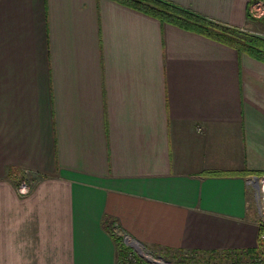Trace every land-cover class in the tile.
<instances>
[{
  "label": "crops",
  "instance_id": "1",
  "mask_svg": "<svg viewBox=\"0 0 264 264\" xmlns=\"http://www.w3.org/2000/svg\"><path fill=\"white\" fill-rule=\"evenodd\" d=\"M170 1L264 35L251 0ZM256 173L264 62L115 0H0V264L254 250Z\"/></svg>",
  "mask_w": 264,
  "mask_h": 264
},
{
  "label": "trees",
  "instance_id": "2",
  "mask_svg": "<svg viewBox=\"0 0 264 264\" xmlns=\"http://www.w3.org/2000/svg\"><path fill=\"white\" fill-rule=\"evenodd\" d=\"M123 5L137 9L145 14L151 15L159 19L162 23H169L188 31L196 32L204 35L213 40L219 41L225 45H228L236 49L239 53H245L251 57L264 62V35L242 28L233 26L223 22H219L204 16L190 8L184 7L180 4L172 2L170 0H115ZM252 3V0H251ZM251 5V4H250ZM249 17L256 21H260L264 24V16L261 18H255L250 12ZM258 177L262 174L256 173ZM117 242L120 243V254L122 258L126 256L127 251L131 249L126 245L120 236L116 237ZM264 242L259 241V245L256 249L248 252L258 253L263 251ZM166 253L175 254V256L184 258L186 255L196 258L200 255H196L193 252L187 251H175L166 250ZM239 252H226L223 257L232 256ZM215 256L219 254H203L206 256ZM221 255V256H222ZM138 262H141V258L137 255ZM143 264H147L143 262Z\"/></svg>",
  "mask_w": 264,
  "mask_h": 264
},
{
  "label": "built area",
  "instance_id": "3",
  "mask_svg": "<svg viewBox=\"0 0 264 264\" xmlns=\"http://www.w3.org/2000/svg\"><path fill=\"white\" fill-rule=\"evenodd\" d=\"M250 12L255 18H261L264 16V0H252L250 5ZM263 35V34H262ZM26 185L21 188L24 190ZM264 193V187H262V197ZM257 195V194H256ZM255 195V196H256ZM259 212V241L264 242V199L260 205H258ZM129 251H127L126 256L122 258L118 264H143L146 262L147 264H264V246L263 251L258 253L251 252H239L238 254H234L232 256L223 257L222 254L215 256H199L192 258L186 255L184 258H180L175 256V254H171V257L163 255V254H153L150 251L144 249L141 246H132ZM133 248L139 251V254L133 251ZM137 255L140 256L141 262H138ZM222 255V256H221ZM133 257V261H130V258ZM145 257V259H144ZM223 258V259H222Z\"/></svg>",
  "mask_w": 264,
  "mask_h": 264
},
{
  "label": "rangeland",
  "instance_id": "4",
  "mask_svg": "<svg viewBox=\"0 0 264 264\" xmlns=\"http://www.w3.org/2000/svg\"><path fill=\"white\" fill-rule=\"evenodd\" d=\"M262 32H264V30H261ZM253 184H254V186H255V188H256V193L255 194H257L256 196H255V201H256V205L258 206V205H260L261 203H262V201H263V199H264V195H263V197H262V187H264V177H261V178H259L258 180H253V182H252ZM264 194V193H263ZM125 242V241H124ZM125 244L126 245H128L126 242H125ZM129 246V245H128ZM132 248V247H131ZM145 249V248H144ZM133 251H135L136 253H138L139 254V251L138 250H136V249H134L133 248ZM163 255H166V256H169V257H171V254L170 253H166V252H164V253H162ZM144 259H145V257H144ZM196 260H197V258H195ZM223 259V258H222ZM130 261L132 262L133 261V257H131L130 258ZM198 261V260H197Z\"/></svg>",
  "mask_w": 264,
  "mask_h": 264
},
{
  "label": "water",
  "instance_id": "5",
  "mask_svg": "<svg viewBox=\"0 0 264 264\" xmlns=\"http://www.w3.org/2000/svg\"><path fill=\"white\" fill-rule=\"evenodd\" d=\"M255 178L258 180L259 177L258 176H255ZM132 246H139V244L135 243V244H131Z\"/></svg>",
  "mask_w": 264,
  "mask_h": 264
}]
</instances>
